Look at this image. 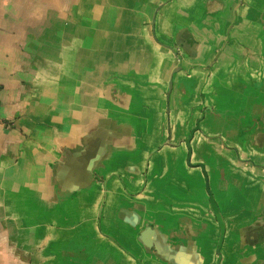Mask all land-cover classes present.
<instances>
[{
    "label": "crops",
    "instance_id": "0c3cea01",
    "mask_svg": "<svg viewBox=\"0 0 264 264\" xmlns=\"http://www.w3.org/2000/svg\"><path fill=\"white\" fill-rule=\"evenodd\" d=\"M0 264H264V0H0Z\"/></svg>",
    "mask_w": 264,
    "mask_h": 264
},
{
    "label": "water",
    "instance_id": "95a60500",
    "mask_svg": "<svg viewBox=\"0 0 264 264\" xmlns=\"http://www.w3.org/2000/svg\"><path fill=\"white\" fill-rule=\"evenodd\" d=\"M199 130V127H197L194 131H192V133H191V136H190V138L187 140V147H188V150H189V154L191 155V153H192V149H191V140H192V138H193V136H194V134L197 132ZM200 167H202L203 169H204V165H202V164H200L199 165ZM89 171V169L87 168V172ZM90 176H91V179H92V177H93V172L91 171V173H90ZM207 177V176H206ZM83 188V187H82ZM210 193V202H211V207H212V210L214 211V214H215V216H216V218H217V221H218V223H219V226H220V231H221V233H220V240H219V247H218V251L220 252V250H221V247H222V245H223V241H224V236H225V233H226V225H225V222H224V219H223V217H222V215H221V212H220V210H219V207H218V205H217V202H216V200H215V198H214V196H213V194L211 193V191L209 192Z\"/></svg>",
    "mask_w": 264,
    "mask_h": 264
}]
</instances>
